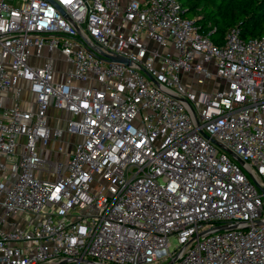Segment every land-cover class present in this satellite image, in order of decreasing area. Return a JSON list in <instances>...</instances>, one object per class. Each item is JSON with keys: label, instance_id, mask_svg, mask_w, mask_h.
<instances>
[{"label": "built area", "instance_id": "obj_1", "mask_svg": "<svg viewBox=\"0 0 264 264\" xmlns=\"http://www.w3.org/2000/svg\"><path fill=\"white\" fill-rule=\"evenodd\" d=\"M182 11L0 0V264H264V35Z\"/></svg>", "mask_w": 264, "mask_h": 264}, {"label": "trees", "instance_id": "obj_2", "mask_svg": "<svg viewBox=\"0 0 264 264\" xmlns=\"http://www.w3.org/2000/svg\"><path fill=\"white\" fill-rule=\"evenodd\" d=\"M182 16L194 19L199 33L222 43L227 31L238 26L243 38L264 35V0H179Z\"/></svg>", "mask_w": 264, "mask_h": 264}, {"label": "rangeland", "instance_id": "obj_3", "mask_svg": "<svg viewBox=\"0 0 264 264\" xmlns=\"http://www.w3.org/2000/svg\"><path fill=\"white\" fill-rule=\"evenodd\" d=\"M153 49H161V48H159L158 47V45L157 44H155V43H152V46H151ZM55 66L56 67H59V68H65V64L64 63H60L59 65H58V63H56L55 64ZM189 80H191V78H189ZM222 81H220V80H217L216 81V84L214 85L215 87H220V85H222ZM73 84H81V82L80 81H75ZM208 84H213V80H211V81H206L205 82V84H204V87H207L208 86ZM28 109H33V107L30 105L29 107H27ZM54 114H58L57 116H59V117H62L63 115H62V113H60V112H55ZM50 121H49V123H52V119H49ZM73 137L74 136H72V138L71 139H73ZM65 139H70V136H68V135H66V138ZM53 146H55V144L54 145H52V147ZM48 147H50L49 145H48ZM48 147H46V148H48ZM67 147H65L64 146V149H66ZM68 149V148H67ZM43 155V157L44 158H46V159H49V158H53V154H50V151L49 150H47L45 153H43L42 154ZM42 177H44V178H50L49 177V175H47L46 173H43V175H42ZM81 214H86V210H84V209H80V211H79ZM7 216H10V217H12V215H7ZM14 217V216H13ZM24 217H26V218H30L31 217V215H29V214H24ZM169 241H170V248H173L175 245H176V239H175V237H171L170 239H169Z\"/></svg>", "mask_w": 264, "mask_h": 264}, {"label": "crops", "instance_id": "obj_4", "mask_svg": "<svg viewBox=\"0 0 264 264\" xmlns=\"http://www.w3.org/2000/svg\"><path fill=\"white\" fill-rule=\"evenodd\" d=\"M23 96L25 97V98H32L33 96H32V94L31 93H29V92H24V94H23ZM55 112H59L58 110H56V109H54V108H49V116H50V119H52V123H50V124H55V125H59L60 124V121L58 122V120H57V115L58 114H54ZM61 113V112H60ZM63 113V112H62ZM63 115V114H62ZM50 121V120H49ZM63 138L65 139L66 138V136H63ZM73 139H75V136L73 137ZM55 144V146H56V144H57V141H51V143H50V147L52 148V145H54ZM55 146H53V148L55 147ZM65 147H67L66 149L67 150H69L71 147L69 146V144H67V145H64ZM50 151V150H49ZM46 152V150H44V149H42L41 150V153L43 154V153H45ZM50 154H52V152L50 151Z\"/></svg>", "mask_w": 264, "mask_h": 264}, {"label": "water", "instance_id": "obj_5", "mask_svg": "<svg viewBox=\"0 0 264 264\" xmlns=\"http://www.w3.org/2000/svg\"><path fill=\"white\" fill-rule=\"evenodd\" d=\"M110 60L117 61V62H123L125 64L128 63V59L127 58H123V57L110 56ZM261 190H264V189H261Z\"/></svg>", "mask_w": 264, "mask_h": 264}]
</instances>
